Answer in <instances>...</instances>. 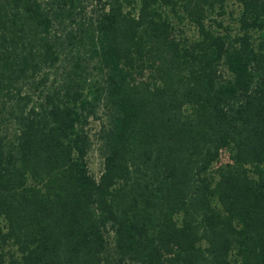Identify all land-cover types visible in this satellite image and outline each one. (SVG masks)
<instances>
[{
    "label": "trees",
    "instance_id": "1",
    "mask_svg": "<svg viewBox=\"0 0 264 264\" xmlns=\"http://www.w3.org/2000/svg\"><path fill=\"white\" fill-rule=\"evenodd\" d=\"M82 2L0 0V264H264V0Z\"/></svg>",
    "mask_w": 264,
    "mask_h": 264
},
{
    "label": "rangeland",
    "instance_id": "2",
    "mask_svg": "<svg viewBox=\"0 0 264 264\" xmlns=\"http://www.w3.org/2000/svg\"><path fill=\"white\" fill-rule=\"evenodd\" d=\"M98 0H83L80 11L76 13L74 18L75 23H70L67 19L64 22V27L67 30L76 29L80 23L86 24L88 20L93 19L96 11L98 10ZM103 0H101L102 2ZM106 125L105 110L100 107L94 117L89 118L88 124L85 128L89 140L90 150L87 155L88 170L92 177L98 179L103 168V146H102V129Z\"/></svg>",
    "mask_w": 264,
    "mask_h": 264
}]
</instances>
